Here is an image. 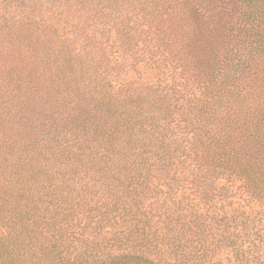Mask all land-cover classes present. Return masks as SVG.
I'll list each match as a JSON object with an SVG mask.
<instances>
[{
	"label": "trees",
	"instance_id": "trees-1",
	"mask_svg": "<svg viewBox=\"0 0 264 264\" xmlns=\"http://www.w3.org/2000/svg\"><path fill=\"white\" fill-rule=\"evenodd\" d=\"M27 1L0 14V264H264V0Z\"/></svg>",
	"mask_w": 264,
	"mask_h": 264
},
{
	"label": "rangeland",
	"instance_id": "rangeland-1",
	"mask_svg": "<svg viewBox=\"0 0 264 264\" xmlns=\"http://www.w3.org/2000/svg\"><path fill=\"white\" fill-rule=\"evenodd\" d=\"M42 13V8L35 3H32L27 0H0V14L7 15H31V16H39ZM56 21V20H55ZM56 23L61 26L63 25L62 20H57ZM155 74L154 70L150 67L144 65L143 63H139L133 70L129 71L124 77L123 80H154ZM233 198V199H232ZM235 202V198L233 196L226 199V203ZM237 201V200H236ZM233 203L231 204V206ZM235 207V206H234ZM260 234L264 237V230H261Z\"/></svg>",
	"mask_w": 264,
	"mask_h": 264
}]
</instances>
